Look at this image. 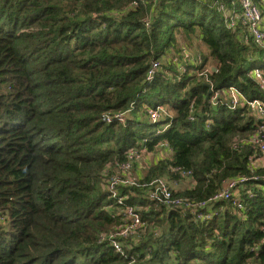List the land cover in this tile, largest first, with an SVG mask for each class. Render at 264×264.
<instances>
[{
  "label": "trees",
  "instance_id": "1",
  "mask_svg": "<svg viewBox=\"0 0 264 264\" xmlns=\"http://www.w3.org/2000/svg\"><path fill=\"white\" fill-rule=\"evenodd\" d=\"M251 1L260 42L242 0H0V264H264L262 119L248 104L264 102V0ZM119 112L125 124L102 119ZM129 148L157 161L142 176L134 163L120 205L107 180ZM175 167L192 186L176 188ZM161 178L193 203L244 180L207 218L152 199ZM127 207L142 227L119 236Z\"/></svg>",
  "mask_w": 264,
  "mask_h": 264
},
{
  "label": "built area",
  "instance_id": "2",
  "mask_svg": "<svg viewBox=\"0 0 264 264\" xmlns=\"http://www.w3.org/2000/svg\"><path fill=\"white\" fill-rule=\"evenodd\" d=\"M242 6H243V14L247 18L248 21L251 22V27L253 32L255 33L256 40L258 42L261 41V34L258 31L262 18L261 11L259 7L252 3L251 0H242ZM184 57L190 58V52L188 50L184 51ZM199 62L201 60L199 59ZM160 70V63L158 60H155L152 63V66L150 67L147 75V81L152 82L157 77ZM186 70V65L182 66V72ZM258 75L260 73L256 71ZM233 105H236L239 103V96H243L242 93L237 90L235 87H231L230 89ZM255 102L256 105L254 107H259L260 112L262 114V131L260 133H255L250 141L254 143L261 152H264V102L260 99H253L251 101H248L249 108L251 106V103ZM235 108V107H233ZM149 120L151 123H157L162 118V111H165L163 105H157L156 107H150L147 109ZM166 113V112H164ZM128 113L127 112H119L116 114H108L105 113L102 116L103 121L106 123H112L114 121H118L120 123H124L127 119ZM170 117H172L170 115ZM159 132H161L159 130ZM140 149L136 148H129L126 152L127 159L125 162H121L117 164L115 167V172L112 173V175L107 180V189L111 194V197L115 202H117L120 205H123L124 199H126V195H122L120 193V188L123 185H133L138 183V178L133 174H130V171L133 170V165L136 161H140L139 159V151ZM174 171L181 173L180 175L184 178H190L192 172L190 170H184L180 167H175ZM244 179H230L227 180L224 187L217 190V192L210 197L209 203H212V205H216L219 202H223V200H230L233 198V196L237 193V186L241 181ZM139 186V184H137ZM151 190H150V197L152 199H155L156 201L160 202L162 205L166 206L170 210H189L193 215H196L198 217H207L212 218L215 214L214 211L207 212V215H203L200 213V210H208V201H202L199 203H193L190 199L182 198L177 196L176 198H173V195L170 192L169 186L170 183L166 178L161 179H155L150 184ZM252 194V193H251ZM236 203V201H234ZM124 213L127 215L128 219H130V222H126L125 228L121 230L119 233V236H132L135 235L138 231V227H142V223H140V217L139 215L134 211L132 207H127L124 211ZM123 213V214H124ZM104 240H108L110 245L114 247L117 251H122L123 244L115 238L114 235L104 236Z\"/></svg>",
  "mask_w": 264,
  "mask_h": 264
},
{
  "label": "crops",
  "instance_id": "3",
  "mask_svg": "<svg viewBox=\"0 0 264 264\" xmlns=\"http://www.w3.org/2000/svg\"><path fill=\"white\" fill-rule=\"evenodd\" d=\"M154 159H152L150 154H149L145 159L140 160L139 163L135 165L136 172L140 176L145 175L147 172V169L150 168V166L153 165L157 161V157L154 156ZM176 186H177L176 188L190 187V186H192V181L190 178H184V179L180 180L179 182H177Z\"/></svg>",
  "mask_w": 264,
  "mask_h": 264
},
{
  "label": "rangeland",
  "instance_id": "4",
  "mask_svg": "<svg viewBox=\"0 0 264 264\" xmlns=\"http://www.w3.org/2000/svg\"><path fill=\"white\" fill-rule=\"evenodd\" d=\"M264 64V56H262L261 58H260V60H258L257 61V65L258 66H262ZM212 68V67H211ZM209 69V71L210 72H212V69ZM231 87H234V86H231ZM259 100V99H258ZM256 105V103L255 102H252L251 103V106H250V108H249V110H250V113L252 114V115H256L257 117H259L260 119L262 118V114H261V112L259 111L260 110V108L259 107H254ZM164 108H166V107H164ZM143 120L145 121V119L143 118ZM121 122V121H120ZM126 123V121L123 123V124H125ZM137 149V148H136ZM138 153H139V159L140 160H143V159H145L149 154H150V156H151V158L152 159H154V156H156V154H155V152L153 153L152 151H149L148 149H145V148H141L139 151H137ZM155 160V159H154ZM220 210V209H219ZM140 235L141 234H139V237H140ZM139 237L136 239L137 240V242H138V239H139Z\"/></svg>",
  "mask_w": 264,
  "mask_h": 264
},
{
  "label": "water",
  "instance_id": "5",
  "mask_svg": "<svg viewBox=\"0 0 264 264\" xmlns=\"http://www.w3.org/2000/svg\"><path fill=\"white\" fill-rule=\"evenodd\" d=\"M212 72H215L217 70V67L216 66H212ZM209 88L211 87V84L210 83H205ZM211 93V89H209V92H208V95L207 97H209V94Z\"/></svg>",
  "mask_w": 264,
  "mask_h": 264
}]
</instances>
